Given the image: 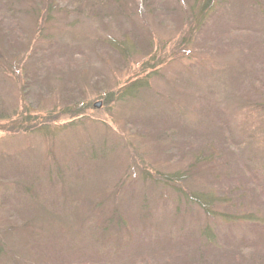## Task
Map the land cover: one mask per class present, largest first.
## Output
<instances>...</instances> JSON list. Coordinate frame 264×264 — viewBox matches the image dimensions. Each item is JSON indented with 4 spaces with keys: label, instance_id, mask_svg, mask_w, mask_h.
I'll return each instance as SVG.
<instances>
[{
    "label": "rangeland",
    "instance_id": "374dc122",
    "mask_svg": "<svg viewBox=\"0 0 264 264\" xmlns=\"http://www.w3.org/2000/svg\"><path fill=\"white\" fill-rule=\"evenodd\" d=\"M217 2L0 0V264H264V0Z\"/></svg>",
    "mask_w": 264,
    "mask_h": 264
},
{
    "label": "trees",
    "instance_id": "16d2710c",
    "mask_svg": "<svg viewBox=\"0 0 264 264\" xmlns=\"http://www.w3.org/2000/svg\"><path fill=\"white\" fill-rule=\"evenodd\" d=\"M49 1V0H48ZM195 2H199V5L197 6L196 4H193V8H192V12H191V16H192V20L197 22L200 21L201 23H205L206 20L208 19V17L210 16V14H212L214 8L216 7V5L219 3L217 2V0H194ZM194 9H196V11H194ZM191 31H193V29H190L189 32V39H191L193 33H191ZM187 43H191L190 40L186 41ZM145 87V82L141 81V80H136L135 82H133L132 84L129 85V87L125 88L123 90V92H118L116 94V96H114V99H112V101L114 100L115 102L118 101H122V100H132L134 98H137V94L136 92H138L139 90L143 89ZM109 97V96H108ZM27 99L25 98V96H23V101L25 102ZM106 104H107V98H106ZM29 107V105H27ZM26 113V112H25ZM25 113H21V115H24ZM8 117H3L1 120H4ZM25 120V118H23ZM21 125V124H19ZM35 131V130H34ZM264 144V143H263ZM106 151V149H105ZM105 151L100 150V158L102 156H104ZM264 152V149H263ZM96 153V152H95ZM150 175H153V178H150ZM139 177L143 182H146L148 184V187H150V189L152 191H158L159 195H160V199L161 201L165 202V200H170L171 201V209L166 210L167 214H168V220L170 224H178L179 222V216L177 215L180 210L182 209L181 206L176 205V203L180 202L181 204V198L184 199V204L188 205V206H192V203H195L196 206L202 211V212H208L206 209V204H209L208 199H210L211 197L207 194H204L205 196H207V198H205L204 196L201 197L200 195L198 197H194L193 199H188L186 196L181 197L180 193H181V189L179 187H172V189L174 190V196L165 199L164 196L161 195L162 192H170V188H171V182L173 181V179H171L170 177H164L161 174H158V172H156L155 170H148V169H144L141 167L140 171H139ZM177 181H180L181 178H176ZM146 185V184H145ZM29 190V189H28ZM97 190V189H96ZM98 192L102 193V194H107L110 193V195L107 196L106 199H104L102 202H100L96 207L95 210L97 208H101L105 203H107V199L108 197H115V194H111V189H106V190H97ZM173 192V191H172ZM167 196V195H166ZM178 196V197H177ZM68 202H64L63 207H68L71 206L73 208V206L70 204L68 206ZM169 206V208H170ZM114 209V214L112 216L109 217H103V225H101L100 227V231L102 229L105 228V235L103 236V238H101L103 240L104 245L107 244H112V245H124L122 243H124L126 240L123 239L122 236L119 235V232L116 234V231L114 230L118 224H119V216H118V211L116 208V205H114L113 207ZM140 209L142 210V214H144V217H148V211H149V207L147 206H143L140 207ZM80 217H75V219H79ZM124 222V221H123ZM123 225V223H122ZM160 225H157V222H155L152 225V229L155 230L157 228H159ZM94 225H92V233L91 236L94 234L95 230H94ZM112 232L114 233L112 234ZM96 241H92V243H95ZM59 244V243H57ZM205 244V243H204ZM49 246H53L50 242H48V247ZM53 249H55V246L53 247ZM3 257L9 262L12 263L14 260L12 259V257L8 254L4 252V247L2 244V240H1V236H0V261H3Z\"/></svg>",
    "mask_w": 264,
    "mask_h": 264
},
{
    "label": "water",
    "instance_id": "95a60500",
    "mask_svg": "<svg viewBox=\"0 0 264 264\" xmlns=\"http://www.w3.org/2000/svg\"><path fill=\"white\" fill-rule=\"evenodd\" d=\"M95 108H99L100 107V103H97L94 105Z\"/></svg>",
    "mask_w": 264,
    "mask_h": 264
}]
</instances>
